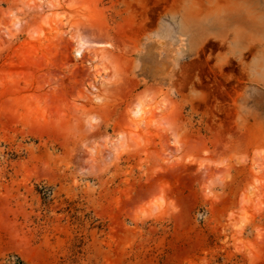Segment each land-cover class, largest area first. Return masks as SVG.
<instances>
[{"label": "rangeland", "instance_id": "1", "mask_svg": "<svg viewBox=\"0 0 264 264\" xmlns=\"http://www.w3.org/2000/svg\"><path fill=\"white\" fill-rule=\"evenodd\" d=\"M0 264H264V0H0Z\"/></svg>", "mask_w": 264, "mask_h": 264}, {"label": "bare ground", "instance_id": "2", "mask_svg": "<svg viewBox=\"0 0 264 264\" xmlns=\"http://www.w3.org/2000/svg\"><path fill=\"white\" fill-rule=\"evenodd\" d=\"M199 64H200V63H194V64H192L191 66H188L189 68H188V69L186 68V73H185V75H187V74L189 73V71H190L191 68H192V70H193L194 68L197 69L198 67H200L201 64H200V65H199ZM190 72H191V71H190ZM189 76H190V74H189ZM186 77H187V76H186ZM186 77H185V78H186ZM187 79H188V78H187ZM186 81H187V80H186ZM138 113H139V112H138ZM225 114H227V113H225ZM227 115H228V114H227ZM227 115H226V116H227ZM224 116H225V115H224ZM224 116H223V118H224L223 120H225V118L228 117V116H227V117H226V116L224 117ZM225 121H226V120H225Z\"/></svg>", "mask_w": 264, "mask_h": 264}]
</instances>
